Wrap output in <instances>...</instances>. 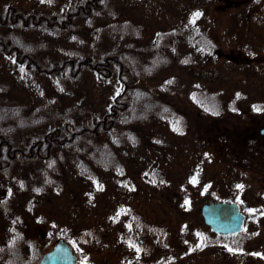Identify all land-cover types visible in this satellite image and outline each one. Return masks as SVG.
I'll return each mask as SVG.
<instances>
[{"label": "flooded vegetation", "instance_id": "1", "mask_svg": "<svg viewBox=\"0 0 264 264\" xmlns=\"http://www.w3.org/2000/svg\"><path fill=\"white\" fill-rule=\"evenodd\" d=\"M152 1L162 10L167 2ZM203 1L173 0L169 12L164 10L178 20L173 30L155 31L159 28L151 21L129 30L134 35L126 49L142 50L130 56H146L148 72L105 73L101 64L96 76L101 77L103 95L113 93L107 102H100L98 116H86L82 107H76V112L54 111L51 118L57 122L43 139L23 138L24 126L39 125L31 115L38 110L0 102V264H23L25 252L34 260L59 239L72 246L79 264H94L91 250L104 257L97 264H183V250L194 256V262L211 257L212 264V251L218 247L224 252V263L229 264L234 238H240L242 232L230 233V207L224 206H239L244 230L249 219L248 193H230L232 170L256 176L261 180L260 190L264 189V37L258 35V44L251 43L254 36L242 41L241 47L252 58L226 52L218 47L217 41L224 39L221 31L215 41L218 32L212 26L205 31L202 20L208 15L217 18L216 24H223L220 18L230 15L248 25V35L251 17L261 22L256 28L264 25V0H211L210 9H204ZM148 32H156L152 41L147 40ZM216 59L226 60L233 68L228 69L226 81H253L255 94L247 86L235 91L229 86L199 91V69L205 71ZM110 61L108 58L105 65L110 66ZM253 64L254 73L246 74ZM179 65L193 72L178 73ZM24 67L32 66L28 62ZM182 78L188 79L189 90L178 92L176 81ZM7 113L15 117L4 116ZM77 127L88 131L77 132ZM140 147L147 152L146 160L137 164ZM152 154L160 155L158 165L148 161ZM39 162H46V167L39 170ZM142 166L146 170L140 177ZM219 174L224 178V191L214 196L215 188L205 183L214 182L212 177ZM46 192L53 207L43 221L35 197ZM57 195L66 197L68 203L56 213ZM200 199L205 202L197 209ZM254 205L264 210V201ZM81 210L84 220L79 230L57 233L61 235L41 254L40 241L46 235L39 227L48 221V232L55 234L63 226L58 224L59 218L67 213L71 218ZM184 215H192L190 225ZM108 218L111 233L103 234L99 223ZM90 220H94L92 224Z\"/></svg>", "mask_w": 264, "mask_h": 264}, {"label": "rangeland", "instance_id": "2", "mask_svg": "<svg viewBox=\"0 0 264 264\" xmlns=\"http://www.w3.org/2000/svg\"><path fill=\"white\" fill-rule=\"evenodd\" d=\"M63 1L64 0H56L55 2H51V0H0V13L4 11L7 5L17 6L23 12L40 11L47 14L53 12L62 13L64 5L68 3L65 0L63 5ZM251 2L253 5L255 4V2ZM164 3L166 4L164 10L169 12L174 4L173 0H167V2ZM203 3L205 4L204 9L207 7L208 9L213 7L211 0H204ZM154 4L155 3L152 0H108L103 14H93L91 17L79 19L70 31L54 34L36 30L31 31L11 28L7 29L5 32L13 33L15 36H20L25 39V41H29L34 44L36 46L35 49L41 51L43 54L42 56H44L40 59L43 66L46 65V58L47 60L53 59L55 61L62 59L79 60L89 58L92 59V61H95L103 58L104 54L109 51L129 50L126 48L129 46L131 35H134L131 34L129 30H131L134 25L146 26L148 21H151L157 28H159L155 29V31L175 29V26L178 25V20H174L173 18L167 16L164 13V10L155 8ZM207 16H204L202 26L205 31L207 27L212 26V29L218 32L217 34L214 33V36H216L215 41H217L216 38L221 31V35H223L224 39L217 41L220 49H223L226 52H240L242 55L250 58L254 57L250 54L249 50L241 47V43L242 41L248 40L251 36H254L251 43L258 44L260 40L258 35L264 37V25L256 28V26H259L261 23L260 20L258 21V17L253 16L250 18L249 24L252 26V30L250 31L251 33L247 35L248 32L246 27H248V25H241L239 23V19H234L229 15L226 19L222 20L220 18V21L223 24H220L219 22L216 24L214 19L217 18L213 19V17ZM187 23L189 25L190 21L187 20ZM209 23L211 25H208ZM113 26L117 27L119 30L115 28L113 29ZM261 30L263 33H258ZM159 33L163 34L162 32ZM255 33L257 34L256 39ZM148 34L149 38L147 40L152 41L156 32H148ZM209 37L212 38L211 33H209ZM198 60L199 58L197 57L195 62L196 64ZM178 63L181 62L179 61ZM225 64L226 60L216 59L215 62L209 64L210 66L208 65L209 67H207L205 71L203 68L199 69V73L202 74L197 87L199 91L210 89L224 90L228 88V86L231 90L235 91L240 90L241 86H247L248 89H250L251 94H255V82L253 81L248 80L246 83L243 82V84L238 79L233 78L226 81V77H228V69L231 71L233 68L231 69L229 63ZM199 65H203V63L199 62ZM182 66L185 65L182 64ZM182 66H178V73L190 74L193 72L191 68L187 66L185 68H181ZM228 66L230 68H228ZM254 70L255 65L253 64L247 68L246 74H252L254 73ZM112 71L115 72V69ZM26 72L27 71L23 68H18L7 59L1 61L0 57V102L2 104L23 105L28 108L31 107L32 109H41L43 112L48 111L47 108L49 107H55L57 111H67L71 109V112H76L78 111L76 107H79L77 106L79 95H82L81 101L84 100V102L81 106L82 109L85 110L86 116H98L100 115L99 111L101 109L100 102H107L109 100V94L112 95L113 93H108L106 97H104L103 92L105 88L102 85L100 79L101 77L98 78L95 73L88 70L82 72L80 76L75 79L70 78V85L65 81L63 82L60 76H55L54 78V76L50 75H37L33 69L28 71V73ZM55 79L58 82H55ZM176 82L178 83L176 85L178 92L189 90L190 83L187 78H182V80H178ZM66 84L67 86H65ZM173 89H175V87ZM184 104H187V102ZM89 111H95V113H91ZM52 121L53 120H50L49 123ZM50 128H52V125L44 127L38 133L41 134ZM139 150L141 155L137 164L146 160L147 152L145 153L143 147H140ZM153 152L156 154V151L153 150ZM148 161H151L150 163L153 165H158L161 162V157L160 155L156 156L152 154L151 157L149 156ZM148 161L145 163H148ZM207 163L209 162L207 161ZM200 166H202V164H200ZM44 167H46V162H39L37 164V168L39 170ZM145 170L146 167L142 166L139 170L140 177L143 176V172ZM41 176H44L42 175V172L39 173L40 181ZM212 178L214 182L206 180L205 182H208L205 183V185L209 188L214 187L216 192L214 196H216L218 193H222V191H224L223 186L225 185V182L222 174L215 175ZM229 180V187L231 190L230 193L235 191L241 194H245V192L248 193L246 195L249 210V219L246 220L244 232H242L240 238H234L235 242H238V247L231 248V252L229 254V264H264V210L253 207L255 202L264 201V189L260 190L259 188L261 180L254 175H243L235 170H232ZM49 194V192L43 193L42 195L39 193V195L35 197L38 200L37 210L43 221L47 220L48 210L53 207L52 204H48L47 202V196ZM59 197L60 195H57V198L54 200L56 213L58 212L60 206L68 203L66 197ZM261 197L263 198L260 199ZM204 199H200L198 201L197 209L199 205L205 202ZM122 200L123 199H121V201ZM112 201L113 200L110 201L111 208H113ZM107 215L110 217L111 210L108 211ZM191 216L184 215V219L189 225L191 223L190 220H192L190 219ZM88 218L92 219L93 215L88 216ZM81 220H84L82 210L76 212L75 216L71 218L70 214L67 213V216H63L58 219V224H63V226L56 230L55 234L48 232V221L43 226H40V233L46 235L43 237V240L40 241V247L42 246V250L40 251L41 254L44 253L47 248H51L53 240L61 235H57V233L67 229L79 230ZM93 221L94 220H90L88 223L92 224ZM110 221L111 220L108 218L107 222L99 223V226L103 225V234L111 233ZM214 251L215 252L212 251V257L214 260L217 261L218 264H225V257L222 248L218 247L217 250ZM91 256V261L94 264H97L101 259H104L102 254L99 255V251L94 252V250H91L90 257ZM210 258L211 257L203 259L196 258V261L194 262V256L187 253V250H183V264H210ZM213 258L212 264H216ZM28 260H30L29 253L25 252L23 254V263H26Z\"/></svg>", "mask_w": 264, "mask_h": 264}, {"label": "trees", "instance_id": "3", "mask_svg": "<svg viewBox=\"0 0 264 264\" xmlns=\"http://www.w3.org/2000/svg\"><path fill=\"white\" fill-rule=\"evenodd\" d=\"M56 0H51L55 2ZM65 1V0H64ZM63 1V5H64ZM64 9L62 13H44L40 11H22L19 7L14 5H7L0 13V57L1 61L8 60L11 61L18 68H23L26 73L32 69L36 72L37 75H50L58 77L60 76L62 81L70 85V78L75 79L85 70L91 71L98 74L99 67L103 65V72L110 73L115 69V72L127 73H145L148 72L147 68L149 67L147 62L148 58L142 54L139 58H132L131 52L139 53L142 50L137 49L134 51H109L104 54L103 58L100 60L92 61V59H69V60H59L55 61L53 59L45 60L46 65L43 66L40 62L44 56L42 52L38 49H35V45L29 41H25L20 36H15L13 33L5 32L7 29H21V30H31V31H42L46 33L60 34L66 31H70L77 21L81 18L91 17L93 14H103L105 12L108 0H66ZM118 29L113 26V29ZM119 30V29H118ZM110 58V66H106V60ZM142 58V59H141ZM30 62L31 68L25 69V64ZM102 64V65H101ZM157 67V66H156ZM113 68V69H112ZM114 72V71H113ZM55 82H58L55 79ZM67 86V84L65 85ZM81 97L79 95V101L77 106H81ZM48 111L43 112L40 110L33 112V116H36L34 122H38L36 127L24 126L22 131L23 138H38L43 139L47 133L52 131L50 128L45 132L39 134L38 132L48 125H54L57 121L51 118V115L54 111H57L55 107L47 108ZM44 114H42V113ZM42 114V115H41ZM25 117H29V113L23 114ZM4 116L15 117L14 114L7 113ZM91 117V116H88ZM38 118V120L36 119ZM27 120V119H26ZM24 120V121H26ZM33 119H28L31 122ZM50 120H53L49 123ZM15 121V120H14ZM13 121V122H14ZM73 121V119H71ZM48 123V124H46ZM83 123V122H82ZM91 123L86 124L88 127ZM82 126L80 124H77ZM70 133H73L74 130L69 129ZM75 131H84L82 128L77 127ZM39 134V135H37ZM37 135V136H36ZM87 135V133L85 134ZM94 136L95 134H89ZM75 135V137H77ZM82 136V135H81ZM79 136V137H81ZM233 248L238 247V242L232 243ZM40 255L34 260H28L23 264H36L39 260Z\"/></svg>", "mask_w": 264, "mask_h": 264}, {"label": "water", "instance_id": "4", "mask_svg": "<svg viewBox=\"0 0 264 264\" xmlns=\"http://www.w3.org/2000/svg\"><path fill=\"white\" fill-rule=\"evenodd\" d=\"M224 207H230V233L242 232L244 230V215L240 213L239 206L233 203L230 206ZM220 208H223V205ZM39 264L79 263L77 262V256L73 253L70 245L64 240H59L54 248L43 256Z\"/></svg>", "mask_w": 264, "mask_h": 264}, {"label": "snow or ice", "instance_id": "5", "mask_svg": "<svg viewBox=\"0 0 264 264\" xmlns=\"http://www.w3.org/2000/svg\"><path fill=\"white\" fill-rule=\"evenodd\" d=\"M197 15H199V14H197Z\"/></svg>", "mask_w": 264, "mask_h": 264}]
</instances>
